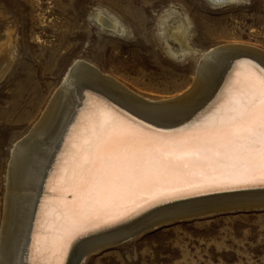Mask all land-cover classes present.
Returning <instances> with one entry per match:
<instances>
[{
    "label": "bare ground",
    "instance_id": "obj_1",
    "mask_svg": "<svg viewBox=\"0 0 264 264\" xmlns=\"http://www.w3.org/2000/svg\"><path fill=\"white\" fill-rule=\"evenodd\" d=\"M95 19L116 28L100 13ZM168 35L180 50L186 47L180 24L171 26ZM260 50L249 44L210 48L199 57L192 87L172 100L141 97L95 66H72L29 134L12 151L0 264H77L83 255L115 244L150 222L187 212L264 207V183L241 176L223 154L209 153L196 164L191 162L196 158H188L187 167L163 170L151 183L100 196L95 202L78 188L87 167L83 161L91 159V152L83 149L110 127L163 141L191 139L220 127L228 102L242 99L240 85L264 72ZM4 54L2 62L10 53ZM216 193L224 194L197 198ZM160 207L149 219L122 229ZM119 227L122 230H110Z\"/></svg>",
    "mask_w": 264,
    "mask_h": 264
},
{
    "label": "rangeland",
    "instance_id": "obj_2",
    "mask_svg": "<svg viewBox=\"0 0 264 264\" xmlns=\"http://www.w3.org/2000/svg\"><path fill=\"white\" fill-rule=\"evenodd\" d=\"M97 13L116 28L98 23ZM178 24L182 50L168 35ZM228 44L264 52V0H0V59L10 53L0 60V236L12 151L72 66H95L141 97L172 100L192 87L199 57ZM77 264H264V207L167 221Z\"/></svg>",
    "mask_w": 264,
    "mask_h": 264
},
{
    "label": "snow or ice",
    "instance_id": "obj_3",
    "mask_svg": "<svg viewBox=\"0 0 264 264\" xmlns=\"http://www.w3.org/2000/svg\"><path fill=\"white\" fill-rule=\"evenodd\" d=\"M238 91L242 99L228 102L225 122L191 139L156 140L115 127L101 132L83 149L91 159L83 161L79 190L95 202L151 183L163 170L187 167L188 158L196 164L209 153L223 154L241 176L264 183V72L247 78Z\"/></svg>",
    "mask_w": 264,
    "mask_h": 264
},
{
    "label": "water",
    "instance_id": "obj_4",
    "mask_svg": "<svg viewBox=\"0 0 264 264\" xmlns=\"http://www.w3.org/2000/svg\"><path fill=\"white\" fill-rule=\"evenodd\" d=\"M227 65H228V63L225 65L224 68H226ZM223 194L224 193H222V194H217V193L216 194H208V195H204L202 197H197V198H206V197H210V196H218V195H223ZM191 199H195V198H191ZM187 200H190V199H187ZM181 201L183 202V201H186V200H181ZM171 203H169V204H171ZM218 210H220V209H214V210L203 211V212H187V213H184L182 215L175 216V217H173L171 219H168V220L159 221V222H150V223L144 224L143 226H140V227L132 230L133 232L127 233L128 236L126 238H123L122 240H120L118 242H122V241H125L127 239H130V238H132V237H134V236H136V235H138V234H140V233H142V232H144V231H146V230H148V229H150L152 227H155L156 225H160V224H162L164 222H167V221H171V220H175V219H179V218H185V217H192L194 215L205 214V213L214 212V211H218Z\"/></svg>",
    "mask_w": 264,
    "mask_h": 264
}]
</instances>
